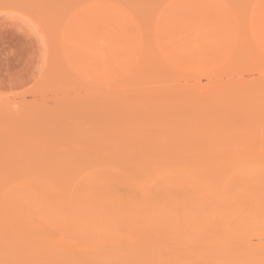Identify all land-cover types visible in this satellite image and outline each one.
I'll list each match as a JSON object with an SVG mask.
<instances>
[{"label":"rangeland","instance_id":"obj_1","mask_svg":"<svg viewBox=\"0 0 264 264\" xmlns=\"http://www.w3.org/2000/svg\"><path fill=\"white\" fill-rule=\"evenodd\" d=\"M262 194L264 0H0V264H264Z\"/></svg>","mask_w":264,"mask_h":264},{"label":"bare ground","instance_id":"obj_2","mask_svg":"<svg viewBox=\"0 0 264 264\" xmlns=\"http://www.w3.org/2000/svg\"><path fill=\"white\" fill-rule=\"evenodd\" d=\"M258 177H259V176H258ZM110 178H112L111 180H109L110 182H111L113 179H118V178H116V177L113 178V176L110 177ZM259 178H260V181L263 180V179H261V178H263L262 176H260ZM107 179H109V177H107V178L104 179V180L108 181ZM104 180H103V181H104ZM251 180H253V181L255 180V184H256V182H257V184H258V182H259V181H258L259 179H258V178L256 179V177H254V179H251ZM256 180H257V181H256ZM109 181H108V182H109ZM121 181H122V180H121ZM110 182H109V183H110ZM112 182H113V181H112ZM114 182H115L114 184H116V181H114ZM262 182H263V181H262ZM105 183H106V182H105ZM123 183H124V182H123ZM252 183H253V182H251V184H252ZM259 183H260V182H259ZM100 184H101V186L104 185V184H102V181H101ZM100 184L98 185L99 188H97L98 186L96 187V188L98 189V192H99V190H100L101 193H103L104 190H106V192H107V188L104 189V187H103V188L100 189ZM253 184H254V183H253ZM260 184H261V183H260ZM260 184H259V185H260ZM105 185H107V183H106ZM105 185H104V186H105ZM109 185H110V184H109ZM111 185H112V184H111ZM124 185H125V183H124ZM241 186H242V185H241ZM251 186H253V185H251ZM254 186H255V185H254ZM105 187H107V186H105ZM117 187H118V186H117ZM242 187H243V186H242ZM244 187H245V185H244ZM244 187H243V188H244ZM154 188H155V187H154ZM154 188H153V189H154ZM156 188H157V187H156ZM260 188H261V187H260ZM97 189H96V190H97ZM102 189H103V190H102ZM117 189H118V188H117ZM150 189H151V188H149V190H150ZM162 189H164V188H162ZM101 190H102V191H101ZM114 190H115V189H114ZM122 190H123V189H122ZM145 191H146V190H145ZM160 191H162V190H160ZM100 192H99V193H100ZM106 192H105V193H106ZM141 192H142V191H141ZM143 192H144V191H143ZM146 192H148V189H147ZM146 192H144V193H145V197L148 198ZM262 192H263V191H262ZM90 193H96L95 189H94V192H90ZM101 193H100V194H101ZM105 193H103V194L105 195ZM109 193H110V192H109ZM150 193H151V191L148 192V194H150ZM160 193H161V192H160ZM168 193H169V191H168ZM96 194H97V193H96ZM156 194H157V193H156ZM162 194H163V193H162ZM164 194H165V193H164ZM164 194H163V195H164ZM92 195H93V196H92ZM92 195L90 194V196L87 197L88 200H90V197H92L93 199L95 198V199H94L95 201H99V202H100V200L102 199V196H103V195H102V196L100 195L99 198H98V197L96 198V196H95L94 194H92ZM153 195H154V194H153ZM153 195H152V194H151V195H148V196H150V197H149V200H148V201L146 200L147 203L150 201V198H151V200H152ZM160 195H161V194H160ZM262 195H263V194H262ZM94 196H95V197H94ZM109 196H110V195H108V197H109ZM151 196H152V197H151ZM157 196H159V195H157ZM157 196H156V197H157ZM168 196H169V194H167V197H168ZM170 196H171V195H170ZM170 196H169V197H170ZM106 197H107V196H105V197L103 196V198H106ZM156 197H155V198L153 197V198L156 199ZM159 197H160V196H159ZM159 197H157V198L159 199ZM263 197H264V195H263ZM92 198H91V199H92ZM124 198H125V197H124ZM126 198H127V197H126ZM96 199H99V200H96ZM136 199H137V198H136ZM140 199L142 200V202H143V204H144V203H145V201H143L144 199L141 198V197L139 198V200H140ZM162 199H164V198H162ZM165 199H166V198H165ZM170 199H171V197H170ZM170 199H169V200H170ZM94 200H92V202H93ZM104 200H105V199H104ZM106 200H108V198H106ZM137 200H138V199H137ZM141 200H140L139 202H141ZM167 200H168V198H167ZM169 200H168V202H169ZM90 201H91V200H90ZM90 201H89V202H90ZM128 201H129V200H128ZM153 201H155V200H153ZM156 201H158V200L156 199ZM165 201H166V200H165ZM172 201H173V200H172ZM87 202H88V201H87ZM99 202H97L98 205H100ZM103 202H104V201H103ZM118 202H120V201H118ZM126 202H127V201H126ZM129 202H131V201H129ZM129 202H128V203H129ZM142 202H141V203H142ZM90 203H91V202H90ZM94 203H95V202H94ZM137 203H138V202H137ZM141 203H140V205H142ZM147 203H146V204H147ZM35 204H36V203H35ZM103 204H104V203H103ZM103 204H102V205H103ZM108 204H109V203H108ZM110 204H111V203H110ZM115 204H116V203H115ZM118 204H119V203H118ZM133 204H134V203H133ZM133 204H131V205H133ZM32 205H33V204H32ZM32 205H31V206H32ZM136 205H137V204H136ZM140 205L138 204L137 206H140ZM144 205H145V204H144ZM149 205H151V204H149ZM149 205H148V206H149ZM34 206H36V205H34ZM151 206H152V205H151ZM156 206H157V205H156ZM32 207H33V206H32ZM98 207H99V206H98ZM135 207H136V206H135ZM167 207H168V206H167ZM173 207H174V206H173ZM33 208H35V207H33ZM39 208H40V207H39ZM48 208H49V206H48ZM99 208H100V207H99ZM125 208H126V207H125ZM154 208H155V207H154ZM157 208H159V207H157ZM169 208H170V207H169ZM35 209H37V210L39 211L38 207L35 208ZM35 209H31V210H35ZM175 209H176V208H175ZM156 210H157V209H156ZM42 211H43V210L41 209V212H42ZM48 211H49V210H48ZM176 211H177V210H176ZM36 212H37V211H36ZM36 212H35V213H36ZM41 212L39 211L38 214H40ZM45 212H46V214H47V211H45ZM154 212H155V211H154ZM172 213H173V212H172ZM31 214H32V213H31ZM46 214H45V215H46ZM179 214H180V212H179ZM45 215H44V216H45ZM35 216H36V215H35ZM37 216H38V215H37ZM41 216H42V214H41ZM82 216H83V215H82ZM48 217H49V216H48ZM83 217H84V216H83ZM37 218H38V217H37ZM43 218L45 219V217H43ZM49 222H51V221L49 220ZM51 223H52V222H51ZM42 225H43V224H42ZM115 226H116V225H115ZM113 227H114V226H113ZM53 228H54V227H52V229H53ZM48 232H49V231H48Z\"/></svg>","mask_w":264,"mask_h":264}]
</instances>
